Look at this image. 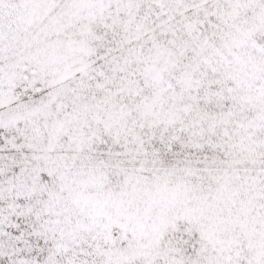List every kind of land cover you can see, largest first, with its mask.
Here are the masks:
<instances>
[{
  "label": "snow or ice",
  "instance_id": "6c2138e0",
  "mask_svg": "<svg viewBox=\"0 0 264 264\" xmlns=\"http://www.w3.org/2000/svg\"><path fill=\"white\" fill-rule=\"evenodd\" d=\"M0 264H264V0H0Z\"/></svg>",
  "mask_w": 264,
  "mask_h": 264
}]
</instances>
